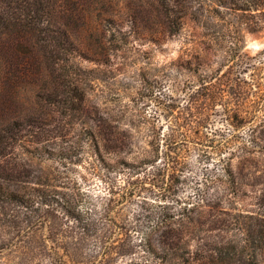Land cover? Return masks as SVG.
I'll return each instance as SVG.
<instances>
[{
    "label": "trees",
    "instance_id": "obj_1",
    "mask_svg": "<svg viewBox=\"0 0 264 264\" xmlns=\"http://www.w3.org/2000/svg\"><path fill=\"white\" fill-rule=\"evenodd\" d=\"M99 1L0 0L2 108L35 92L0 126V264H264V47L244 40L264 0L109 10L113 36L120 16L153 42L195 30L142 95L151 112L87 96L75 35Z\"/></svg>",
    "mask_w": 264,
    "mask_h": 264
},
{
    "label": "rangeland",
    "instance_id": "obj_2",
    "mask_svg": "<svg viewBox=\"0 0 264 264\" xmlns=\"http://www.w3.org/2000/svg\"><path fill=\"white\" fill-rule=\"evenodd\" d=\"M120 5V6H119ZM125 1L100 0L91 11L85 27L75 35L81 56L75 62L88 70L87 96L91 102L106 109L124 106H142L151 112L154 101L142 98L148 91H157V81L162 77V65L176 59L183 50H194L188 39L195 32L190 22H186L182 32L173 38L149 41L134 34L125 16H120V35H112L115 26L109 10H123ZM105 10H107L105 12ZM245 50L253 55L264 47V29L247 32L244 36ZM106 43V44H105ZM197 49V48H196ZM105 51V53H103ZM94 60V61H93ZM2 97V99H1ZM3 95L0 92V126L20 112H27L35 101L34 88L25 86L9 94L2 108ZM205 165L201 163L200 166ZM253 194L245 187L240 192V206L249 208Z\"/></svg>",
    "mask_w": 264,
    "mask_h": 264
}]
</instances>
